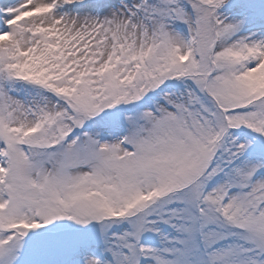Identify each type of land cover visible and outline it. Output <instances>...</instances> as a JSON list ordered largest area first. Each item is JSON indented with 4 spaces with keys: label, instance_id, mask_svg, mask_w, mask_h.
<instances>
[{
    "label": "snow or ice",
    "instance_id": "obj_1",
    "mask_svg": "<svg viewBox=\"0 0 264 264\" xmlns=\"http://www.w3.org/2000/svg\"><path fill=\"white\" fill-rule=\"evenodd\" d=\"M0 264H264V0H0Z\"/></svg>",
    "mask_w": 264,
    "mask_h": 264
}]
</instances>
